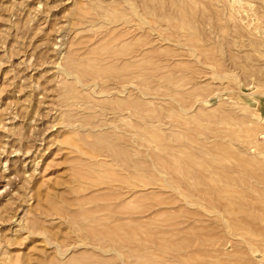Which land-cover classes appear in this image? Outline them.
<instances>
[{"label": "rangeland", "instance_id": "1", "mask_svg": "<svg viewBox=\"0 0 264 264\" xmlns=\"http://www.w3.org/2000/svg\"><path fill=\"white\" fill-rule=\"evenodd\" d=\"M0 264H264V0H0Z\"/></svg>", "mask_w": 264, "mask_h": 264}, {"label": "bare ground", "instance_id": "2", "mask_svg": "<svg viewBox=\"0 0 264 264\" xmlns=\"http://www.w3.org/2000/svg\"><path fill=\"white\" fill-rule=\"evenodd\" d=\"M123 226V225H122ZM96 228V227H95ZM110 228H111V226H110ZM97 229V228H96ZM113 229V228H112ZM110 230V229H109ZM109 230H107L108 232H110ZM106 231V230H105ZM114 231H117L116 229H114ZM108 232H106V235L108 234ZM112 233V232H111ZM110 234V233H109ZM120 235V234H119ZM111 236V234L109 235V237ZM113 239H115V238H113ZM125 241H127V240H125ZM97 246V245H96Z\"/></svg>", "mask_w": 264, "mask_h": 264}]
</instances>
